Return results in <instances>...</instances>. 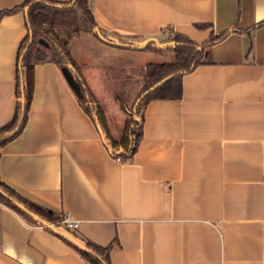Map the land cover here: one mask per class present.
<instances>
[{
	"label": "crops",
	"instance_id": "1",
	"mask_svg": "<svg viewBox=\"0 0 264 264\" xmlns=\"http://www.w3.org/2000/svg\"><path fill=\"white\" fill-rule=\"evenodd\" d=\"M23 1L0 0V10ZM91 5L102 35H64L93 91L94 69L128 65L124 76L139 79V65V92L147 64L173 59L175 33L198 44L226 34L206 48L207 62L183 75L180 99L145 104L143 136L127 161L109 153L63 70L37 63L26 124L0 147L2 181L69 212L84 238L113 243L112 264H264V0ZM27 31L23 10L0 19V126L14 113ZM0 264L87 263L0 202Z\"/></svg>",
	"mask_w": 264,
	"mask_h": 264
},
{
	"label": "trees",
	"instance_id": "2",
	"mask_svg": "<svg viewBox=\"0 0 264 264\" xmlns=\"http://www.w3.org/2000/svg\"><path fill=\"white\" fill-rule=\"evenodd\" d=\"M19 10L25 12L28 31L17 49L15 108L12 118L0 126V147L19 135L26 124L34 92L35 65L40 62H54L63 70L73 89L77 85L75 93L84 110L98 125L109 153L119 160L127 161L137 151L143 136L145 104L152 99H180L183 93V75L207 62L209 55L206 48L226 34L213 36L207 42L198 44L183 34L175 33L171 44L173 59L169 62L147 64L145 84L138 92L132 107L128 108L121 101L128 118L124 134L119 139L108 130L103 115L101 118L99 100L72 55L69 39L64 35L83 31L102 35L91 0H24L11 8L0 10V19L5 14ZM114 44L131 47L124 43ZM158 82L160 83L154 89L142 96ZM0 202L17 211L28 222L53 232L71 246L87 264H112L110 253L113 243L103 247L84 238L77 230L66 228L62 223V214L26 199L3 182L1 177Z\"/></svg>",
	"mask_w": 264,
	"mask_h": 264
},
{
	"label": "rangeland",
	"instance_id": "3",
	"mask_svg": "<svg viewBox=\"0 0 264 264\" xmlns=\"http://www.w3.org/2000/svg\"><path fill=\"white\" fill-rule=\"evenodd\" d=\"M127 66H105L100 69H94L92 77L89 79L99 100V107L102 111V114L100 113L101 118L103 115L108 130L119 139L124 134V127L128 118L121 101L125 102L128 108L132 107L144 74V68L137 65L135 71H140L139 75L141 78L128 77L127 79L124 76L130 70L129 67V70H127ZM135 71L133 72L135 73ZM74 89H77V85H74Z\"/></svg>",
	"mask_w": 264,
	"mask_h": 264
},
{
	"label": "built area",
	"instance_id": "4",
	"mask_svg": "<svg viewBox=\"0 0 264 264\" xmlns=\"http://www.w3.org/2000/svg\"><path fill=\"white\" fill-rule=\"evenodd\" d=\"M62 223L63 225L70 230H78L79 229V221L73 219L69 212H65L62 214Z\"/></svg>",
	"mask_w": 264,
	"mask_h": 264
},
{
	"label": "water",
	"instance_id": "5",
	"mask_svg": "<svg viewBox=\"0 0 264 264\" xmlns=\"http://www.w3.org/2000/svg\"><path fill=\"white\" fill-rule=\"evenodd\" d=\"M160 82H158L157 84H155L154 86L150 87L149 89H147L142 96H144L145 94L149 93V91H151L152 89H154Z\"/></svg>",
	"mask_w": 264,
	"mask_h": 264
}]
</instances>
